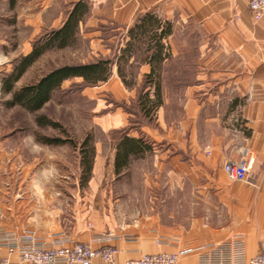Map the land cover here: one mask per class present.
I'll return each instance as SVG.
<instances>
[{
	"label": "crops",
	"instance_id": "crops-1",
	"mask_svg": "<svg viewBox=\"0 0 264 264\" xmlns=\"http://www.w3.org/2000/svg\"><path fill=\"white\" fill-rule=\"evenodd\" d=\"M76 1L80 0L0 1L4 4V12L16 13L7 22L9 27L16 23L19 29L30 30L21 55L31 51L30 43L42 35V31L60 27L63 16L58 11L59 2L70 5ZM87 1L94 18H103L126 28L146 13L173 23L169 39L172 57L163 64L164 104L157 113L156 126L146 124L138 132L128 131L129 114L122 107L110 110L100 127L106 134L107 158L102 156L103 143L98 142L94 170L99 173V168L107 161L113 177L119 179L124 173L116 174L115 160L121 136L128 132L130 137L149 138L156 147L154 154L159 162V172L165 171L168 179L164 189L174 196L168 206L174 203L176 211L189 208L191 216L179 220L181 215L178 214L175 221L164 223L149 218L143 220L144 225L140 228L125 230L118 228L108 214L103 217L100 201H93L90 207L75 206L65 212L64 215L70 217L66 220L70 225L64 228H56L51 221L41 226L32 223L36 209L25 211L15 196L13 136L6 134L0 137V172L12 175L13 185L9 187L14 195L0 198V244L5 243L9 234L19 237L26 231H35L42 238L65 232L82 243L114 231L135 237V241H113L121 263L136 260L142 254L193 250L212 243L229 242L239 236L244 239L247 258L257 255L264 248V17L259 22L253 19L249 0ZM179 26L184 31L194 32L197 54L192 63L197 71L193 74L194 82L171 91L167 88V77L174 75V71L171 73L169 65H187L186 59L174 51L172 43ZM0 49L7 51V42L2 38ZM141 67L140 81L151 69L148 64ZM114 74L104 84L116 89L118 99H127L130 94L124 88L117 68ZM181 74L186 75L184 71ZM170 96L181 98L178 106L181 113L172 118ZM236 121L241 126H237ZM246 151L255 153L248 181H227L223 165L240 160ZM35 213L38 214L37 210ZM45 214L47 217L48 211ZM31 217L33 219L28 220ZM170 217L174 218L173 215ZM159 238H166L169 244H159ZM206 254L205 250H195L183 256L178 264H200ZM5 257L18 261L16 252L1 245L0 258ZM94 264L102 263L96 260Z\"/></svg>",
	"mask_w": 264,
	"mask_h": 264
},
{
	"label": "rangeland",
	"instance_id": "rangeland-1",
	"mask_svg": "<svg viewBox=\"0 0 264 264\" xmlns=\"http://www.w3.org/2000/svg\"><path fill=\"white\" fill-rule=\"evenodd\" d=\"M70 6L71 4L64 2L58 4V11L63 16L62 23ZM15 14L4 12V4L0 2V38L7 42V51L0 49V137L6 134L13 136L11 143L14 145L15 158V196L18 204L22 203V209L32 211L35 208L38 212L37 214L34 210L35 214L32 215L35 219L31 217L28 220L33 219L31 222L39 226L51 221L56 228H64L69 224L66 220L70 218L64 215L65 212L75 206L90 207L93 201H100V206L104 208L103 217L108 214L115 224H118V228L125 230L134 231L144 225L143 220L149 218H156L164 223L175 221L180 214L179 220L189 219L192 212L189 208L176 211L174 203L169 206L167 204L174 201V196L167 194L164 189V186L168 185V179L165 171L159 172L157 167L159 162L154 154L156 147L153 144V151L148 152L143 158L133 159L119 179L113 177V170L107 161L99 168V173H95L93 165L89 180L85 179L81 166V146L87 139L95 146V154L96 144L103 143L102 156L107 158L106 134L100 131V127L104 115L110 110L122 107L129 114V127L126 129L128 131L133 129L138 132L146 124L156 126L157 116L149 121L137 109L138 95L143 87V79L140 81L143 64L141 55H135L125 67L127 82L134 84L131 89L124 85L130 94L127 99H118L115 96L116 89L106 86L103 82L91 86L82 79L72 78L63 83V87L54 94L52 101L42 111L32 114L19 106L11 109L6 105L11 95L3 92L2 82L13 72V65L17 59L22 57L30 31L28 28L19 29L16 23L9 27L7 22ZM81 25L75 45L63 50L45 52L39 61L28 68V72L16 83L17 87L37 82L58 66L92 63L101 58L111 57L119 40L121 41L119 45L125 44L126 38L122 37L123 33H126L124 26L103 18L96 19L91 13ZM47 32L42 31V35ZM195 42L194 32L184 31L181 26L173 35L174 51L186 59L187 65L176 63L169 65L171 73L174 71V75L167 77V88L171 91L194 82L193 74L197 71L193 64L197 54ZM113 68L115 72L116 67ZM182 71L186 75H182ZM114 72L112 75H115ZM180 99L178 96L169 97L172 103L171 118L181 113L178 107ZM38 115H46L60 123L73 142H76V146H50L39 143L36 139L37 134L54 137H64V134L50 127H39L36 124ZM236 125L241 126V123L236 121ZM224 175L229 181L225 172ZM11 176L9 173L0 172V198L9 194L14 195L12 188L10 190L13 185ZM47 211L49 217L45 216ZM171 215L174 218L171 219Z\"/></svg>",
	"mask_w": 264,
	"mask_h": 264
},
{
	"label": "trees",
	"instance_id": "trees-1",
	"mask_svg": "<svg viewBox=\"0 0 264 264\" xmlns=\"http://www.w3.org/2000/svg\"><path fill=\"white\" fill-rule=\"evenodd\" d=\"M90 9L87 0L72 3L60 27L37 37L31 51L17 59L13 65V72L2 82L3 92L11 95V99L6 103L8 108L13 109L19 106L28 113L36 114L52 101L54 94L63 87L64 82L78 78L86 84L96 86L111 78L114 66L117 68L121 81L128 89H131L134 84L127 82L125 67L135 55L140 54L141 63L148 64L151 69L144 75L137 109L145 119L149 121L155 119L160 107L164 104L162 73L164 62L172 57L169 39L173 33V23L152 13L143 14L132 26L125 27L126 33L122 36L126 38L125 44L119 45L121 43L119 40L111 57L101 58L92 63L58 66L43 75L37 82L17 87L16 83L28 72L31 65L43 57L45 52L71 48L77 43L81 24L91 13ZM36 124L42 128H53L64 134V137L37 134L36 139L39 143L50 146H76V142L68 136L66 129L48 116L38 115ZM120 140L115 160L117 175L127 170L133 159L143 158L153 150L152 142L146 140L144 136L130 137L128 132H125ZM80 154L85 179L89 180L96 157L95 146L90 139L82 144Z\"/></svg>",
	"mask_w": 264,
	"mask_h": 264
},
{
	"label": "built area",
	"instance_id": "built-area-1",
	"mask_svg": "<svg viewBox=\"0 0 264 264\" xmlns=\"http://www.w3.org/2000/svg\"><path fill=\"white\" fill-rule=\"evenodd\" d=\"M209 1V0H200ZM253 19L259 22L264 17V0H249ZM255 153L246 151L238 161H229L223 165L229 181L247 182ZM135 241L133 236H122L114 231L96 236L88 243L76 241L71 235L62 232L39 237L35 231H26L20 236L9 234L4 244L11 252H16L18 261L9 257L0 258V264H94L100 260L102 264H178L183 256L195 250L206 251L200 264H264V248L252 258H247L244 239L237 236L222 244H208L198 249H181L175 253L142 254L136 260L118 262V248L112 245L116 240ZM159 244H169L166 238H159ZM98 245V247L96 246Z\"/></svg>",
	"mask_w": 264,
	"mask_h": 264
}]
</instances>
